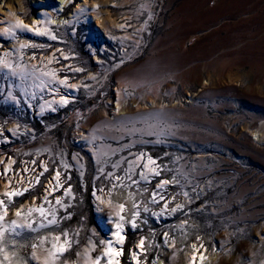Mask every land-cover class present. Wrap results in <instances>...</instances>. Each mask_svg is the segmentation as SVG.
Segmentation results:
<instances>
[{
    "label": "rangeland",
    "instance_id": "obj_1",
    "mask_svg": "<svg viewBox=\"0 0 264 264\" xmlns=\"http://www.w3.org/2000/svg\"><path fill=\"white\" fill-rule=\"evenodd\" d=\"M44 1L0 0V7L20 5L17 16L28 22ZM96 1L90 21L53 28L60 42L20 32L14 42L0 38V58L25 74L22 80L0 71V138L11 142L0 144V186L10 181L12 187V178L27 172L24 161L35 159L31 172L43 161L48 169L35 190L12 198L5 223L41 205L43 184L56 170L63 184L49 198L59 223L39 228V214L33 213L37 231L25 229L14 238L17 255L39 264L31 259V244L48 237L37 249L42 260L53 235H60L59 243L71 242L60 264H92L109 241L122 248L113 259L131 264L141 239L137 264H190L196 251H203L202 264H264V0ZM71 9L60 14L66 17ZM6 21L0 12V26ZM62 53L69 60L62 61ZM50 70L80 88L66 110L36 117L39 103L50 97L30 99L29 87ZM140 154L130 173L139 184L128 188L125 178V187L112 189L115 179L106 174L124 177L128 162ZM149 157L160 175L146 171ZM10 158L14 164L4 174ZM141 170L147 180L140 179ZM173 178L175 183L159 188ZM154 191L157 203L151 202ZM9 192L0 187L6 204ZM94 193L107 202L99 216ZM55 197L68 207L56 206ZM133 199L140 205L135 228L129 222ZM26 203L22 217H15ZM121 203L126 207L119 247L109 218L118 221ZM176 205L182 208L171 212Z\"/></svg>",
    "mask_w": 264,
    "mask_h": 264
},
{
    "label": "snow or ice",
    "instance_id": "obj_2",
    "mask_svg": "<svg viewBox=\"0 0 264 264\" xmlns=\"http://www.w3.org/2000/svg\"><path fill=\"white\" fill-rule=\"evenodd\" d=\"M20 24H16L13 27L15 28H20ZM23 29L26 30H33L31 28H29L28 25H23ZM11 31V29H5V32H9ZM35 31H37L39 33V29H35ZM45 32H47V29H45ZM52 39H56L55 36H51ZM26 45L21 44L20 47L23 48ZM8 55H10V53H5V57H7ZM35 58V57H33ZM65 59H67V57H65ZM51 63V61H49ZM3 70H7L8 72L11 73L12 76H19L20 79H24L25 78V74L24 71H17V67L14 66V64L12 62H9L7 59L5 58H0V71ZM33 74L37 71V69H33ZM75 71H82L81 69H75ZM41 75L43 76H51L53 79H56V73L55 72H42ZM66 80L67 78L65 77L64 79L60 80L61 84H65L66 85ZM70 87H74V86H70ZM61 100L63 102V104H67L68 100L67 98L61 97ZM143 158V154H140L139 156L136 157V161H129L128 162V170L125 173L124 177L115 175L112 172H109L106 174L108 179H112L114 177L115 182L112 184V189H115L117 187H125V185L123 183H120L121 181H123L125 178L130 181V184L127 186L128 188H131L132 185H138L139 181L135 180L132 178V175L130 174L132 171V168L134 166H138L137 165V161L141 160ZM148 164H156V161L154 159H152L151 157L148 158ZM65 168L68 167V165H64ZM113 167H119V164H114ZM144 167L146 168L147 165H144ZM44 171H48L47 167H44ZM100 171L103 173V169H100ZM152 172L155 175H160V173L158 171H156L155 169H152ZM60 176H61V172L59 170L55 171L54 174V180L56 181V183L52 186L51 189H46L45 191V196H44V200L42 201L41 205L35 208H29L27 210V213L23 216L22 219L20 220H11L10 222L5 223V218L7 216L8 210L10 205L14 202L13 201V197L18 195V194H22V193H17V192H9V193H5L4 195L8 197V203L6 204L5 201L3 199H0V264H31L30 260L26 257H21L17 255V251L14 250L17 247L16 244V240L14 239L15 237L21 236L24 233V230L27 229L29 232H36L37 228L34 227V224H37V220L36 218L33 216V213H38L39 214V223H38V227L39 228H45V227H50V226H54L57 225L59 223L58 219H57V208L53 207L52 204V200H49V195H55V192L63 189V184L60 182ZM139 177L141 180H147L148 177L145 174V172L143 170L140 171L139 173ZM39 182V180L37 179V183ZM169 183H175V178H173L172 181L170 180H162L159 184V188H162L163 185H167ZM101 191H103V189H100ZM139 190V189H137ZM24 191H27V189H25ZM71 191V188H67L64 189V195H67L69 192ZM146 191V189H145ZM111 192V189H110ZM157 195L158 192L154 191L151 193V197L152 203H157ZM185 195H187V193H185ZM128 196L129 198H133L134 197V193L129 191L128 192ZM161 200L164 199L163 196L160 197ZM47 204L48 208L45 209L44 205ZM55 205L56 206H60V207H64L65 209L68 207V205L63 204L62 203V199L61 197H55ZM133 209H136L135 211L132 212L131 215V219L129 220V222L131 223L132 227L135 228L137 226L136 224V220L137 218L140 216V212H139V207L140 205L138 203L135 202V200L133 199ZM117 207L120 209V213H117L118 216V221L117 220H112L111 218H109L110 222L115 224V229L116 231L114 232V235L117 239V241H123L124 240V236L121 235L122 231H123V221L125 220V217L123 215H121V213L124 212L125 210V204L121 203L118 204ZM163 208L165 210H168V204L164 203L163 204ZM177 208H182V205H176V207L171 208L170 211L171 212H176ZM144 211L147 212L149 211L148 207L145 205L144 207ZM22 212L23 209H17L15 212L16 217L21 218L22 217ZM31 217V219H29ZM6 233L9 234L8 238H6ZM63 236L67 237L68 233L64 232L62 233ZM48 239L47 236H44L42 238L39 239V244L33 242L31 244V248H32V253H31V259L36 260L39 262V264H60L61 258L63 257L64 252H66L68 250V247H70L71 242L68 240H65L62 244L59 243L61 240V236L60 235H53L52 237V246L50 249H44V251L47 253L46 256L43 257V259L41 260V257L37 256V249L38 247H43V245L45 244V241ZM101 244H105V241H101ZM140 244L143 245L144 244V240L141 239ZM8 245H11L13 250H9ZM23 247V246H20ZM201 247H203V245H201ZM93 248H95V245H93ZM193 248H196V245H193ZM104 255L103 256H96L94 258H92V264H101V261L104 260L106 258V264H119L118 261H115L113 259V252H116L117 255H119L122 252V248L121 249H114L112 243L109 241L106 244V247L103 250ZM77 255H79V253H77ZM137 253L133 252L132 256L135 259L137 257ZM15 258V259H14ZM193 261H195V256H193Z\"/></svg>",
    "mask_w": 264,
    "mask_h": 264
},
{
    "label": "bare ground",
    "instance_id": "obj_3",
    "mask_svg": "<svg viewBox=\"0 0 264 264\" xmlns=\"http://www.w3.org/2000/svg\"><path fill=\"white\" fill-rule=\"evenodd\" d=\"M49 1L50 0H45L44 3L39 5V11L37 12V15L32 17L31 20H29L28 22H25L24 20H22V18L17 16V11L22 10L20 5L17 6L16 8H13V6L12 7L5 6V9H3V7H0V12H2V14L5 16L7 20L2 26H0V38L5 39V40L11 39V41L14 42V39H13L14 35L20 32L24 36H29L32 39L36 38V40H38L37 38L41 36H46L49 42H60V40L55 34V31L53 29L54 27H57V26L71 27L72 26L74 28L76 24H83L85 22L90 21L91 17L89 15V11L99 4L97 3L96 0L95 2H92L91 0H78L77 5H75L76 3L74 0H59L58 3H56L52 8H50L49 5L47 4ZM69 5H72V9L68 13V15L65 17L63 16L65 13L60 14L63 11V9H66ZM52 13L55 14V17H53ZM18 23L21 25L20 28L13 27L14 25ZM25 24L28 25L29 28L33 30L30 31V30L23 29V25ZM37 28L40 30L39 33L35 31V29ZM5 29H11V31L5 32ZM45 29H47V32H45ZM73 33L74 32H71V34ZM51 36H55L56 39H52ZM109 38L110 37L106 39H109ZM60 50L62 49L61 48L57 49L55 51V54L58 53ZM60 57L62 61L69 60V58L67 57V54L65 53H62ZM65 57H67V59H65ZM51 60H52V56L48 58V61H51ZM69 67L71 66L67 65V69ZM3 71L7 75L8 73H10L7 70H3ZM48 72H53V71L50 70ZM69 73H72V71H70ZM75 73L80 74L81 71H75ZM62 79L59 78L57 75H56V79H53L51 76H47V78H43V80L39 78V83L33 82L32 84H30V87H29L30 88V99L36 98L38 95L41 96L43 93H48L49 94L48 97H50L46 100L41 99L42 101L37 106L36 117H46L47 114L56 115L58 114V111L66 110L67 108H69V103L73 102L72 98L75 97L76 94L78 93L80 85L79 83H69L67 79L66 85L68 86H65V84L60 83V80ZM49 80L53 82L50 83ZM70 86H74V87H70ZM61 97L67 98L68 103L66 105L63 104ZM28 104L30 103L28 102ZM9 143L11 142L8 139L2 140L0 138L1 145H8ZM3 161H4L3 158H0V162L2 163ZM43 163L44 161L41 162L40 164L42 165L41 169H42V172L44 173L45 166L43 165ZM13 164H14V161L12 158H10L8 162L4 164V174L9 173L8 171ZM144 165H147L145 169L148 172H152V169H155L154 167L152 168L153 164H148V158L145 161ZM54 174L50 178V183H48L49 182V179H48V182H47L48 184L46 183V185L44 186L45 190H44L43 195L40 198L41 203L44 200L46 188L51 189L52 186L56 183V181L54 180ZM12 179H14L13 181L14 185L19 182H23L25 179V174L20 175L18 179H15V176ZM0 187H2L4 191H6V189L10 188V181L1 183ZM52 196L53 195H49L48 198ZM93 196H94L93 204H94L95 215L99 216V214L102 213L103 208L107 206V202L103 199L101 195L97 193H94ZM29 205H30L29 203H26L24 206H21L19 209H24L25 207ZM16 210L17 209H15V212ZM15 212H14V216L16 217ZM121 235L123 234L121 233ZM123 241L122 242L117 241L118 243L117 245L121 247V245L123 244ZM141 247L142 245L140 243H137V246H136L137 254L141 252ZM194 251H196V248L194 249ZM194 253L195 254H191L189 256L191 260L190 264H202V262L205 259L203 251H196ZM193 256H195V261H193ZM137 258L138 257H136L135 259L132 258L131 264H137V261H138Z\"/></svg>",
    "mask_w": 264,
    "mask_h": 264
},
{
    "label": "built area",
    "instance_id": "obj_4",
    "mask_svg": "<svg viewBox=\"0 0 264 264\" xmlns=\"http://www.w3.org/2000/svg\"><path fill=\"white\" fill-rule=\"evenodd\" d=\"M34 160L35 159H32L29 162H28V160L23 162L24 163L23 165H26L25 166V168H26L25 171H27V172H24L25 179H24L23 182H19V183L13 185L12 187L8 188V189H10L11 192L22 193V194H20V196H22L25 193H28L30 191L35 190L40 185L41 180L44 178V176L46 175V173L48 171H45L43 173L42 169H41V166H39L38 168L36 167L35 170H32V172H31V169H28V168L31 165L32 166L35 165V161ZM51 177H52V175L49 178H51ZM37 179L39 180L38 183H37ZM47 182H48V179H47ZM46 183H44L43 185L45 186ZM25 189H27V191H24Z\"/></svg>",
    "mask_w": 264,
    "mask_h": 264
}]
</instances>
